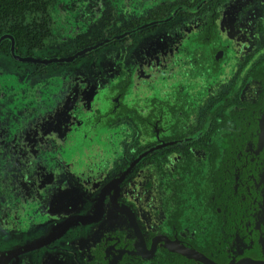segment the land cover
Segmentation results:
<instances>
[{"label": "flooded vegetation", "instance_id": "flooded-vegetation-1", "mask_svg": "<svg viewBox=\"0 0 264 264\" xmlns=\"http://www.w3.org/2000/svg\"><path fill=\"white\" fill-rule=\"evenodd\" d=\"M124 1L0 0V264L233 251L210 182L232 116L264 98V0Z\"/></svg>", "mask_w": 264, "mask_h": 264}, {"label": "water", "instance_id": "water-1", "mask_svg": "<svg viewBox=\"0 0 264 264\" xmlns=\"http://www.w3.org/2000/svg\"><path fill=\"white\" fill-rule=\"evenodd\" d=\"M117 1L122 5L126 3L124 0ZM158 1L140 0L137 12H143L144 8ZM219 11L218 9V13ZM218 13L214 15L217 16ZM213 19H210L212 24ZM138 56L136 49L134 58L138 59ZM219 57V53L212 56L211 69ZM9 77L7 80L10 83ZM221 81L222 74L211 70L209 89L218 86ZM138 88L137 83L132 84V91L129 93L131 100L124 99L122 102L124 105L128 104L125 108L135 113L139 112ZM201 98L202 95L195 94L193 97L189 96L188 100L197 104ZM232 117L235 119H232L230 130L221 137V159L216 176L210 182V204L214 213L224 214L225 228L229 231L224 241L228 240L229 244L230 239L233 251L227 245L223 253L221 251L208 257L195 249L181 246L176 241L171 242L174 249L178 248L183 255L194 259L198 264H220L214 259L219 255L224 257L223 264H264V98L258 107L239 108Z\"/></svg>", "mask_w": 264, "mask_h": 264}]
</instances>
